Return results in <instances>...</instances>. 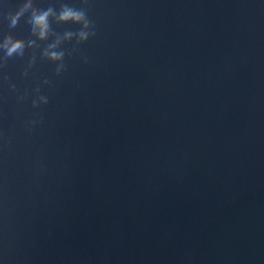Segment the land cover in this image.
Wrapping results in <instances>:
<instances>
[{"label": "water", "instance_id": "obj_1", "mask_svg": "<svg viewBox=\"0 0 264 264\" xmlns=\"http://www.w3.org/2000/svg\"><path fill=\"white\" fill-rule=\"evenodd\" d=\"M87 11L60 76L31 50L0 72V264H264V0Z\"/></svg>", "mask_w": 264, "mask_h": 264}, {"label": "clouds", "instance_id": "obj_2", "mask_svg": "<svg viewBox=\"0 0 264 264\" xmlns=\"http://www.w3.org/2000/svg\"><path fill=\"white\" fill-rule=\"evenodd\" d=\"M88 0H81V5L67 2V0H47L46 5L38 6L33 10L34 0H22L20 7L12 18H4L0 22V32L4 35H12L18 25H23V30L28 34V39L23 45H17L0 36V72L9 65L20 66L25 60V53L31 50L28 58V67L36 63L37 52L40 60H46L54 64V75L60 76L66 70V53L62 45L66 42L75 40L77 44L87 42L95 36V23L89 18L87 11ZM0 5H5V0H0ZM71 22L79 25L77 31L66 30L62 33L57 32L53 25H63ZM43 45V47H41ZM84 62L87 58L83 57ZM21 76H27V70L20 73ZM43 84H50L48 77L42 81ZM4 85L0 83V89ZM39 88L36 92L39 93ZM8 97L14 101L24 99L23 96H17L13 91H7ZM48 96L39 94L32 100L33 107L48 103ZM36 121H29V125H35ZM27 130L32 131L31 126Z\"/></svg>", "mask_w": 264, "mask_h": 264}]
</instances>
